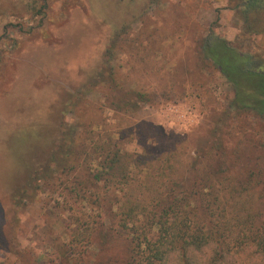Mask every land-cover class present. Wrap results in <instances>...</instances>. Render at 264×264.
Segmentation results:
<instances>
[{"label": "rangeland", "instance_id": "obj_1", "mask_svg": "<svg viewBox=\"0 0 264 264\" xmlns=\"http://www.w3.org/2000/svg\"><path fill=\"white\" fill-rule=\"evenodd\" d=\"M228 4L0 0V264H63L69 254L76 225L64 199L75 173L45 168L63 121L76 127L72 136L109 131L130 152L160 154L180 148L184 137L193 152L201 129L221 115L226 155L242 138L256 139L255 152L264 153V122L252 114L225 118L232 85L197 47L217 16L229 38L240 30ZM110 67L118 73L114 80L104 74L102 83L100 72ZM115 80L145 90L151 106L117 111L106 98ZM242 153L232 159L238 165L248 154ZM34 168L44 179L31 180ZM87 252L94 259L98 247Z\"/></svg>", "mask_w": 264, "mask_h": 264}, {"label": "trees", "instance_id": "obj_2", "mask_svg": "<svg viewBox=\"0 0 264 264\" xmlns=\"http://www.w3.org/2000/svg\"><path fill=\"white\" fill-rule=\"evenodd\" d=\"M228 7L240 30L229 38L217 16L198 41L200 58L232 85L225 118L252 114L264 122V0ZM104 72L102 83L118 73ZM110 87L120 96L107 92V102L127 115L153 101L135 86L115 80ZM215 122L201 129L193 152L184 137L180 148L158 154L130 152L109 131L72 136L76 127L63 121L45 165L75 173L64 201L76 228L63 264H264V153L255 152L256 139L242 138L226 155L221 115ZM40 173L32 169L31 180L44 179ZM88 246L98 247L94 259Z\"/></svg>", "mask_w": 264, "mask_h": 264}]
</instances>
